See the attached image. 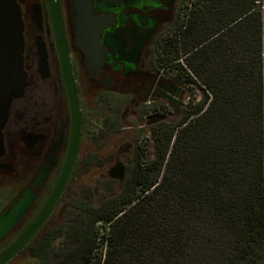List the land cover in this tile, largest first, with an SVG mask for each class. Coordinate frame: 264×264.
<instances>
[{"label":"trees","instance_id":"trees-1","mask_svg":"<svg viewBox=\"0 0 264 264\" xmlns=\"http://www.w3.org/2000/svg\"><path fill=\"white\" fill-rule=\"evenodd\" d=\"M185 4L160 53L201 100L154 130L121 196L75 200L37 264H264V0Z\"/></svg>","mask_w":264,"mask_h":264},{"label":"flooded vegetation","instance_id":"flooded-vegetation-1","mask_svg":"<svg viewBox=\"0 0 264 264\" xmlns=\"http://www.w3.org/2000/svg\"><path fill=\"white\" fill-rule=\"evenodd\" d=\"M185 1L15 0L26 85L2 128L0 255L43 219L6 264L34 256L78 197L121 196L154 130L202 98L157 58Z\"/></svg>","mask_w":264,"mask_h":264},{"label":"water","instance_id":"water-1","mask_svg":"<svg viewBox=\"0 0 264 264\" xmlns=\"http://www.w3.org/2000/svg\"><path fill=\"white\" fill-rule=\"evenodd\" d=\"M25 85L26 73L23 69V34L20 10L15 0H0V154L3 150L2 128L9 104L13 98L22 94ZM71 164L72 160L61 177L58 191L67 177ZM21 208L22 205L17 204L16 210L19 211ZM42 219L43 217H40L26 233L0 255V264H6L25 245L39 227ZM7 220V218L0 217V229L6 230L11 227Z\"/></svg>","mask_w":264,"mask_h":264},{"label":"rangeland","instance_id":"rangeland-1","mask_svg":"<svg viewBox=\"0 0 264 264\" xmlns=\"http://www.w3.org/2000/svg\"><path fill=\"white\" fill-rule=\"evenodd\" d=\"M187 6H188V4H185L184 5L183 15L186 12V7ZM183 15H181L182 17H180L177 25L183 19ZM177 25L175 27H177ZM161 49H162V44H160V46H159V49H158L159 50L158 51V57H157L159 59V61L162 63V56H161V53H160L161 52ZM169 67H170L169 65H165L163 63H162V65L159 66L160 69L167 70V71L173 73ZM194 97H195V100H197V101L201 99V96L199 95L198 90L195 91ZM170 120H171L170 122H171L172 127H175L174 125L178 124V119H172L171 118ZM153 142H154V140H153V137L151 136V145H147V146L144 147V153H143L144 155H143V158L148 159V160H152V159L156 158V152H157L156 143L153 144ZM105 195L106 194H100L99 196L102 197V196H105ZM90 199H91V204L92 205L96 206L97 204H99V200L97 198L92 197ZM66 217H67L66 214L62 215L61 221H60L59 224H61L66 219ZM104 226H105V223L104 222H98V223H96V228L99 231V235L100 236H102V234L105 233ZM60 240H62V238ZM104 251H105V245H103L101 247L99 246L95 250V254L98 255L101 252L103 254ZM37 263H38V260H37V257H35V256H25L23 258L17 259L16 261H13L12 262V264H37Z\"/></svg>","mask_w":264,"mask_h":264}]
</instances>
